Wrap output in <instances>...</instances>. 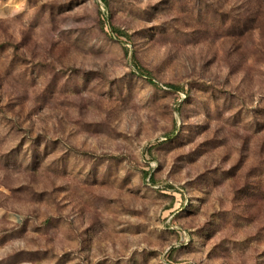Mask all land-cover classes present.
Returning <instances> with one entry per match:
<instances>
[{"label":"rangeland","instance_id":"1","mask_svg":"<svg viewBox=\"0 0 264 264\" xmlns=\"http://www.w3.org/2000/svg\"><path fill=\"white\" fill-rule=\"evenodd\" d=\"M0 264H264V0H0Z\"/></svg>","mask_w":264,"mask_h":264},{"label":"trees","instance_id":"2","mask_svg":"<svg viewBox=\"0 0 264 264\" xmlns=\"http://www.w3.org/2000/svg\"><path fill=\"white\" fill-rule=\"evenodd\" d=\"M113 32H115L117 35H124L126 36V33L120 31L119 29L113 28L112 29ZM136 69L140 72V74H142L143 76L147 77L149 79V76L151 75V72L145 68H143L142 66H140L139 64L135 65ZM151 83H153L152 81H150ZM166 86L172 87L174 88L173 85L171 84H167Z\"/></svg>","mask_w":264,"mask_h":264}]
</instances>
